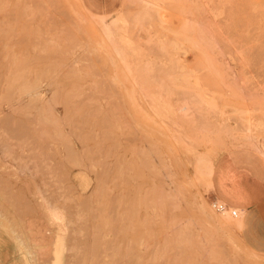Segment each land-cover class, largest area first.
Returning <instances> with one entry per match:
<instances>
[{
  "label": "rangeland",
  "instance_id": "rangeland-1",
  "mask_svg": "<svg viewBox=\"0 0 264 264\" xmlns=\"http://www.w3.org/2000/svg\"><path fill=\"white\" fill-rule=\"evenodd\" d=\"M109 2L0 0V264H264V0Z\"/></svg>",
  "mask_w": 264,
  "mask_h": 264
},
{
  "label": "crops",
  "instance_id": "crops-1",
  "mask_svg": "<svg viewBox=\"0 0 264 264\" xmlns=\"http://www.w3.org/2000/svg\"><path fill=\"white\" fill-rule=\"evenodd\" d=\"M90 7L106 8L109 0H87ZM238 173L234 179L232 166ZM225 167L229 175L223 199L235 207H240L264 224V161L241 152L226 156Z\"/></svg>",
  "mask_w": 264,
  "mask_h": 264
},
{
  "label": "built area",
  "instance_id": "built-area-1",
  "mask_svg": "<svg viewBox=\"0 0 264 264\" xmlns=\"http://www.w3.org/2000/svg\"><path fill=\"white\" fill-rule=\"evenodd\" d=\"M211 207L221 214H225L229 211L228 206L226 204L220 203L217 199L211 201ZM230 213L233 217L238 216V212L236 210H232Z\"/></svg>",
  "mask_w": 264,
  "mask_h": 264
},
{
  "label": "bare ground",
  "instance_id": "bare-ground-1",
  "mask_svg": "<svg viewBox=\"0 0 264 264\" xmlns=\"http://www.w3.org/2000/svg\"><path fill=\"white\" fill-rule=\"evenodd\" d=\"M125 88V87H124ZM129 90H131V89H129ZM42 110V109H41ZM171 151V150H170ZM151 198V197H150ZM159 199V198H158ZM160 200V199H159ZM161 202V201H160ZM159 207V206H158ZM154 210V209H153ZM153 214V213H152ZM165 225H167L166 223H165ZM162 226V225H161ZM168 226H170V225H168ZM171 231V230H170ZM159 232L161 233V234H163V229H159ZM172 233V232H171ZM175 233V232H174ZM181 233H179V235H180ZM182 237V236H181ZM183 238V237H182ZM182 238H180V240L182 239ZM164 239H165V237H164ZM174 239V238H173ZM169 240V239H168ZM183 240V239H182ZM165 241V240H164ZM184 241V240H183ZM179 243H181V242H179ZM182 244V243H181ZM181 244H179V245H181ZM178 245V246H179ZM182 246V245H181Z\"/></svg>",
  "mask_w": 264,
  "mask_h": 264
}]
</instances>
